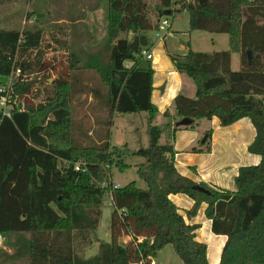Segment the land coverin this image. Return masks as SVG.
Returning <instances> with one entry per match:
<instances>
[{
    "label": "trees",
    "instance_id": "16d2710c",
    "mask_svg": "<svg viewBox=\"0 0 264 264\" xmlns=\"http://www.w3.org/2000/svg\"><path fill=\"white\" fill-rule=\"evenodd\" d=\"M178 1L159 0L152 22L147 0H75L80 6L91 3L92 10L106 3L107 43L96 49L87 65L101 78L100 101L109 113L97 144L77 145L72 138L70 101L76 79L70 80L69 73L74 61L54 79L46 102L14 107L11 116L0 109V232L24 239L21 248L28 264H151L168 244L184 264H210L207 243L197 239L200 224L188 223L170 198L177 193L194 200L186 210L190 218L206 203L213 233L226 236L218 264H264V0ZM167 10L170 15L187 11L190 31L228 34L230 47L195 51L184 40L185 54L169 53L177 71L193 80L196 95L179 93L174 98L173 111L163 113L172 140L161 142L163 127L152 101L155 71L151 59L142 54L147 45L134 50L130 43L158 27L159 20L169 16ZM42 34L37 27L0 28V76L21 70L9 89L14 96L31 92L32 73L58 70L54 61L43 57ZM234 52L241 54L240 70L232 69ZM3 95L4 89L0 98ZM141 112L150 116L149 145L133 154L145 159L137 174L147 187L135 180L114 187L111 167L129 165L122 160L124 149L110 142L113 116ZM214 116L222 126L249 117L256 129L248 150L261 155V161L239 168L235 190L196 182L175 165L176 131L197 128L202 119ZM183 117L193 122L177 126ZM211 134L208 130L201 139L207 151ZM77 164L85 170H77ZM110 197L111 241L100 240L97 253L82 255L94 243ZM3 255L1 250L0 258Z\"/></svg>",
    "mask_w": 264,
    "mask_h": 264
},
{
    "label": "rangeland",
    "instance_id": "374dc122",
    "mask_svg": "<svg viewBox=\"0 0 264 264\" xmlns=\"http://www.w3.org/2000/svg\"><path fill=\"white\" fill-rule=\"evenodd\" d=\"M158 1L147 0L148 16L152 22H156L155 7ZM90 6L91 3L80 6L75 3V0H0V28L20 30L28 27L40 28L43 33L41 44L43 57L46 60L54 61L58 68L57 71L43 74L32 73L29 76L30 80H34L31 92L15 96L11 94L9 89L16 81L17 73L7 77L0 76V90H6L11 99V103L8 104L7 97L3 111H10L14 107L21 108L23 106L22 108H24L26 103L36 106L40 102H46L47 98L53 94L52 83L54 79L59 78L60 74L66 68L68 69L70 64L72 66L74 61L73 68L69 73L70 80L76 79L70 101V117L72 120V138L77 145L97 144L105 132L106 122L109 118L108 109H105L102 100L100 101L102 97L99 96V93L103 90L101 78L96 70L87 66L92 61V54H95L96 49L98 47L101 49L107 43L106 3L101 7L102 9L100 8L99 17L95 16L96 13H93L94 10H91ZM167 18L170 25L162 30L161 38L157 36L158 27L144 33L149 42L166 41L169 49L173 52H180L182 46L184 48V44L186 46L192 45L195 51L202 52L229 49V36L226 33L190 31V19L187 11L175 12ZM77 19H79L78 22H76ZM130 35L129 38H132V34ZM184 40L189 41V43H182ZM163 47L162 45L161 48ZM33 55L31 57H34ZM236 59H238V64H234L232 69L240 70V53L234 56V63ZM104 65L102 64V66ZM80 77L81 79L78 81ZM145 115L148 117L146 112L115 113L113 116L110 142L111 145L124 149L126 155L122 157V160L129 165L128 167L116 165L111 167L114 184L119 182L124 186L135 180L139 187H147L146 182L137 174L138 164L143 163L145 159L133 154L140 147L149 145L150 122ZM159 124L163 127L161 142L171 141L172 129L165 125L166 118L163 117ZM234 144L235 141H232L228 145V139L224 137V134H217L215 147L221 156L231 154ZM231 155L233 159L238 157L234 154ZM109 201L102 208L101 220L93 236L94 243L81 253L82 255L91 256L97 253L100 240L111 241L110 218L112 209ZM5 236V246L1 249L5 251V255L0 258L1 264H28V255L21 248L24 239L17 238L15 234ZM163 255V261L167 264H184L182 263L183 260L175 253L172 245L166 246L161 254L158 252L154 261H161L160 257Z\"/></svg>",
    "mask_w": 264,
    "mask_h": 264
},
{
    "label": "crops",
    "instance_id": "0c3cea01",
    "mask_svg": "<svg viewBox=\"0 0 264 264\" xmlns=\"http://www.w3.org/2000/svg\"><path fill=\"white\" fill-rule=\"evenodd\" d=\"M104 5L105 3L101 2L97 8L93 9V13H96L95 16L99 17L101 7ZM162 45L164 46L163 48H161ZM190 48H192V45ZM146 49L153 55L151 61L155 72L152 101L159 109V115L157 117V123L159 124L166 110L170 109L173 111L172 104L174 98L179 93L189 97H195L196 86L191 77L177 71L169 55V53L185 54L188 46L184 44V48L182 46L180 52H173L169 49L166 41L156 40L149 42L148 39ZM237 54V52L232 53V68L234 64H238V59H236L235 63L233 62L234 56ZM145 116L147 117V115ZM147 118H150L149 114ZM208 130L212 131L211 149L209 151L205 150V146L201 143L204 133ZM219 133L224 134V137L228 139V145L232 141H235L231 154L238 156L236 159H233L231 154L221 156L216 150L215 139ZM255 136L256 129L249 117L241 118L228 126H222L219 118L216 116L211 120L202 119L197 128H182L176 131L173 140L176 150V168L182 175L188 176L196 182H206L212 187L235 190V177L239 173V168L243 165L258 164L261 161V155L251 153L248 150V146L254 140ZM193 148L203 149V151H193ZM117 183L122 186L119 182ZM170 198L179 207L180 212L184 215L188 223L200 224V227L196 231L197 239L207 243V258L209 263L218 264L221 260L226 236L213 233L211 229L212 221L205 214L207 204L202 203L197 214L190 218L186 215V210L192 208L194 200L183 193L171 194ZM165 247L159 251V254H161ZM160 259L161 261L155 260V262L167 264V262L163 261L164 255ZM182 263L184 262L182 261Z\"/></svg>",
    "mask_w": 264,
    "mask_h": 264
},
{
    "label": "built area",
    "instance_id": "2783aa9c",
    "mask_svg": "<svg viewBox=\"0 0 264 264\" xmlns=\"http://www.w3.org/2000/svg\"><path fill=\"white\" fill-rule=\"evenodd\" d=\"M170 25V22L168 20V18L166 17H163L161 20H159V23H158V32H157V36H159L160 38L162 37V30L166 29L167 26ZM142 54L144 56H146L148 59H153V55L148 51V49L146 48H143L142 50ZM20 69H16V73L19 74L20 73ZM2 90V89H1ZM7 103V95H3L1 98H0V109H4L5 105ZM23 107V106H22ZM21 107V108H22ZM23 109V108H22ZM3 113L7 116H11L10 114V111H3ZM77 170H85L84 168L81 167L80 164H77L76 167H75ZM114 187H119V184H114ZM109 202L110 204H112V198L110 197L109 198ZM5 241H6V237L5 235H3L1 232H0V249L1 248H4L5 246ZM151 264H155V261H153Z\"/></svg>",
    "mask_w": 264,
    "mask_h": 264
},
{
    "label": "water",
    "instance_id": "95a60500",
    "mask_svg": "<svg viewBox=\"0 0 264 264\" xmlns=\"http://www.w3.org/2000/svg\"><path fill=\"white\" fill-rule=\"evenodd\" d=\"M183 1H185V0H179L178 1V4H181ZM207 0H200V3H204V2H206ZM170 10H167L166 11V14L167 15H170ZM145 37H146V35H141V36H139V37H136L131 43H130V45H131V47L134 49V50H137L138 49V47L140 46V45H147V41H145ZM193 122V119L192 118H190V117H183L182 119H180L179 121H177L176 122V125L177 126H185V125H189V124H191ZM200 190H202V191H205V192H208L206 189H204V188H202V187H200Z\"/></svg>",
    "mask_w": 264,
    "mask_h": 264
}]
</instances>
